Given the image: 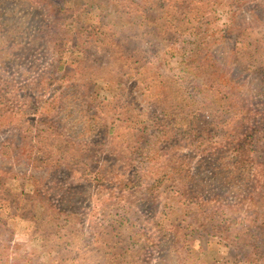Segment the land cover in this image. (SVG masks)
I'll return each instance as SVG.
<instances>
[{"label":"trees","instance_id":"1","mask_svg":"<svg viewBox=\"0 0 264 264\" xmlns=\"http://www.w3.org/2000/svg\"><path fill=\"white\" fill-rule=\"evenodd\" d=\"M68 3L72 8L53 0H0V264H35L58 240L63 245L55 264H87L86 254L96 255L93 264H183L195 241L205 248L214 230L217 239L230 242L219 264H264V0ZM74 10L96 15L106 37L85 35L88 21L75 24ZM173 22L183 23L190 37L201 33L200 41L189 43L192 56L181 61L191 69L182 71L199 87L201 100L197 106L185 103L183 89L181 95L177 89L162 121H154L146 135L144 113L155 116L153 102L162 92L140 64L153 67L165 60L161 49L173 52L184 40ZM127 31L134 34V47L120 40ZM40 43L64 50L71 62L57 55L54 69H40ZM114 81L120 89L112 95ZM182 104L194 115L184 116ZM113 106L135 112L132 124L108 120ZM119 139H125V152L112 148ZM89 153H100L102 162L87 170ZM129 156L133 165L123 161ZM142 165L148 167L142 171ZM19 178L29 181L18 185L13 203L3 205ZM102 185L141 204L149 237L142 225L124 234L115 226L118 217L79 235L91 190ZM196 202L211 222L222 215L223 228L214 223L211 232L201 233L186 218L190 212L176 213ZM32 231L39 233L21 251L13 239ZM9 251L15 256L5 257Z\"/></svg>","mask_w":264,"mask_h":264},{"label":"rangeland","instance_id":"2","mask_svg":"<svg viewBox=\"0 0 264 264\" xmlns=\"http://www.w3.org/2000/svg\"><path fill=\"white\" fill-rule=\"evenodd\" d=\"M53 1H58L60 2L62 5H64L65 7H71V4L68 3V0H53ZM71 13V11H70ZM70 13L68 11V18H70ZM72 18L75 21V24L80 25L81 23H83L84 21L88 23L84 28V33L85 35L89 36V38L93 39V38H99V39H104L106 37L103 36V26L99 23L100 20L97 19L96 15L94 16H80L77 14L76 10H74V13L71 15ZM177 24V25H176ZM183 23L180 24V26H178L179 24L176 22H173L172 26L174 27L175 25L178 27L179 30H182L184 27H182ZM113 25L116 27L115 30H121V23L120 21H115L113 23ZM162 31V30H161ZM123 35H120V40L121 41H126L131 42L130 45L133 46L134 44V34L130 33L129 31L127 32H122ZM182 35V42H177V47H175L173 49L167 48V49H161V53L162 55L164 54L165 50L167 51V54H164V58L165 60L159 61V60H155V65H153V67H149L148 63H143L141 62L140 64V68L141 70L144 69V77H146L148 79V82H150L154 87H160V91L162 92L159 100H156L155 102H153V110L152 111L154 113V117H151L150 114L144 113L147 117V119L143 118L142 120L146 121V126L143 130V133H145L147 135V129L148 132L153 130V124L154 121L157 122L162 121L161 118H163V112L167 106L169 107L172 102H170L171 97H175V92L177 89L181 88L184 91V102L187 103L189 101H192V103H194V106H197L196 103H198L201 100V94L202 92L199 91V87H197L194 82L190 81L189 78L187 77V73L182 71V68H186L187 71H190L188 69L187 66H184L185 61L187 60V58L191 55V51H190V44L192 40H196V41H200L199 37L201 35V33L197 34L195 37H190L189 36V32L187 31H183L180 32ZM51 40V39H48ZM88 41H90V39H88ZM44 43H48L51 44L50 41H43ZM43 44L40 43V45L43 46V49L37 51L38 55L36 57V61L37 65L40 69H47V68H53L54 66H52L54 64V62L57 61L56 56L60 55L62 56V58H65V61L67 60L66 54H63V51L58 47L57 50H53L52 46H49L48 48H46ZM124 44V43H123ZM142 44V42H141ZM140 44V47H141ZM144 44V43H143ZM142 44V45H143ZM134 47V46H133ZM200 51V49H198ZM117 54H115L116 56H114L113 61L116 63L117 59H120V51L116 52ZM183 55V57L181 56ZM69 59V58H68ZM185 59V61L183 62V64L181 65V61ZM71 62V59H69ZM200 61L198 60V58L194 61L193 65V69L198 65ZM147 68V69H146ZM192 69V70H193ZM95 77V76H94ZM94 77H91V79H94ZM97 77V76H96ZM97 79V78H96ZM91 80H89V82L86 83H90ZM167 83V89L165 90V88L163 87V84ZM93 88L96 89V91H98L100 89V87H98V85L94 84ZM120 89V84L117 83L116 81L113 82V84L111 85V93H113L112 95H115V93ZM179 89V93H177V95H181L182 94V90ZM187 91H189L191 93L188 94ZM167 97H168V101H167ZM119 98L115 99L118 100ZM115 102H119V103H123L124 101H115ZM114 102V103H115ZM181 107H185L183 104L181 105ZM115 109V110H113ZM130 109H133L132 107H130ZM185 107L182 111L185 112V115H194V113H191V111L193 109H191L190 107ZM191 109V110H189ZM135 114V112L132 113H127L124 112V108H121L119 106H113L112 110H110L109 115L106 117L108 120H116L119 118L123 119L126 118L129 121L127 122V125H131L132 124V118L131 116H133ZM158 115H161L158 116ZM205 119H202L201 123L204 122ZM117 129V127H116ZM124 141L125 139H119V142H114L113 143V149L117 150L118 148H120V151L122 149L121 152H125V149L127 148L124 145ZM124 162L128 163V164H134V160L131 158V156H129L127 159L123 160ZM86 162H87V167L86 169H90L91 165H97L99 163L102 162L101 160V154L97 153V154H93L91 155L89 153V156L86 157ZM137 162V161H136ZM147 165H142L140 168H142V171H144V168H147ZM253 170H248V174L250 172H252ZM83 172V170H80V172L78 173V175H81ZM27 175V174H24ZM253 176V175H252ZM260 177H263L262 175H260ZM29 180L26 179H22L19 178L16 182H14L12 185L14 186V189L11 190V194L13 196H9V195H5V198L2 200L3 205L7 206L10 203H13L15 201V197H17L19 195V190L21 189L18 185H25L27 184ZM108 187V186H106ZM104 185L100 186V187H93V189L91 190L92 193V202H91V206L90 208L83 213L84 214V218H83V227H81V229H84L82 231L79 232V235H81L83 232H85L88 228V226L90 225L92 228V232L90 233H94L95 232V227L97 226H92V225H100L101 226H106L107 223H111L113 224V220L112 218L114 217H118V222H116L115 226L119 229L120 226V230L121 232H124V234H128L130 233L131 229L136 231V227H140L141 225L144 227L143 233L147 234L149 237L150 233L147 230V226L144 223L143 225V220L145 219L142 215H141V204H137L136 202L130 200L129 198H127L125 195H122L112 189H105L106 188ZM110 188H112L113 186L110 185ZM226 202H224L223 205ZM158 205H160L162 207V202L161 203H156ZM257 206H259V204H256ZM180 206H186L188 209L184 210V209H177L176 213L180 212H190L191 215L190 216H186V218L189 219V221L194 224L195 227L198 228V231H200L201 233L204 231L207 232H211L212 229V225L218 224L220 225V228H223V226L226 224L225 221L221 222L222 220V215L220 216V214H216L217 216L213 217L214 221L211 222V218L208 217L210 216V214H208V210L205 212L200 211L199 206H202L201 204H198V202L196 203H185L183 205ZM192 208H195L194 210ZM199 208V209H198ZM218 210H222V211H226L227 209H218ZM9 211V207L5 208V211L2 212V215H4L5 213H7ZM159 211H155V215H159ZM202 213V214H201ZM144 214V213H142ZM149 214L151 215L152 213L149 212ZM228 217L231 216V214L227 215ZM184 217V216H183ZM108 223V225H109ZM215 223V224H214ZM220 223V224H219ZM15 221L14 220H10L9 222V227L11 226L12 228L15 226ZM38 222L36 223L35 229L37 228ZM131 227V228H130ZM215 227V226H214ZM106 230H109V228H106ZM100 231L105 232L104 230L100 229ZM32 233H39V231L35 232L32 231L30 233L29 236H26L25 238L21 239V238H15L13 239V241H17L19 246H21V251H23L24 246L27 245V242L29 239H31V235ZM196 234V233H194ZM213 236L212 239H210V242L208 243V245L203 248V249H198L197 246V241H195L196 243L194 244V249L193 252L191 254V256L188 258V260L183 263V264H219L222 263V261L224 259H227V251H228V247H226V245H228L230 242L229 240H224V239H217L215 235H219L215 233V230L211 233ZM198 235V233L196 234ZM228 234L224 233L223 236H226ZM145 237V238H146ZM147 240V239H146ZM91 241L89 240V243ZM63 242L61 240H58L57 244L54 246L53 250H51V253L47 254H39L36 257V262L35 264H55L56 258H57V251L60 249V247H62ZM151 251L150 248H148L147 250V254H149ZM133 253H137L136 250L132 251ZM7 256L5 257H12L15 256V251H9L6 252ZM26 252L24 251V254ZM101 256H103L102 254H100ZM87 258V264H93L95 263V258L96 255H91L87 256V254L85 255ZM149 255H147V258ZM80 258H83V255L80 253Z\"/></svg>","mask_w":264,"mask_h":264}]
</instances>
